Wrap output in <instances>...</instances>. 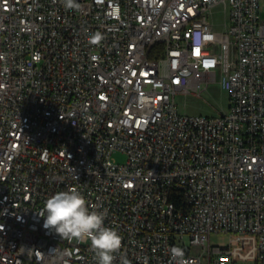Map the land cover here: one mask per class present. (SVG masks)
<instances>
[{
    "label": "built area",
    "instance_id": "obj_1",
    "mask_svg": "<svg viewBox=\"0 0 264 264\" xmlns=\"http://www.w3.org/2000/svg\"><path fill=\"white\" fill-rule=\"evenodd\" d=\"M76 2L0 0V264H97L38 214L69 187L122 237L113 264H237L212 233L255 235L264 264V0ZM212 80L227 112L178 111Z\"/></svg>",
    "mask_w": 264,
    "mask_h": 264
},
{
    "label": "clouds",
    "instance_id": "obj_2",
    "mask_svg": "<svg viewBox=\"0 0 264 264\" xmlns=\"http://www.w3.org/2000/svg\"><path fill=\"white\" fill-rule=\"evenodd\" d=\"M61 3L66 10L80 7L76 0H61ZM103 39L102 34L97 32L91 36L90 42L100 44ZM38 214L44 218L43 227L54 231L62 240L90 242L97 264H113L115 254L121 250L122 237L114 228L105 226L106 211H99L94 205L90 208L76 187L48 197ZM50 251L57 252V249ZM169 252L174 264H195V261L185 258L181 247L173 246ZM58 255L63 264H69L65 258H70L73 253L65 248Z\"/></svg>",
    "mask_w": 264,
    "mask_h": 264
},
{
    "label": "rangeland",
    "instance_id": "obj_3",
    "mask_svg": "<svg viewBox=\"0 0 264 264\" xmlns=\"http://www.w3.org/2000/svg\"><path fill=\"white\" fill-rule=\"evenodd\" d=\"M212 20L215 29L221 30L225 21L223 3L213 7ZM177 109L180 113L190 115H216L229 109V92L218 80L210 81L207 88L200 94L191 92L187 95L177 94L175 97ZM117 162H125L126 155L116 152L113 156ZM211 245L226 246L232 244L233 256L237 257V264H253L256 236L244 233H212L209 238Z\"/></svg>",
    "mask_w": 264,
    "mask_h": 264
},
{
    "label": "bare ground",
    "instance_id": "obj_4",
    "mask_svg": "<svg viewBox=\"0 0 264 264\" xmlns=\"http://www.w3.org/2000/svg\"><path fill=\"white\" fill-rule=\"evenodd\" d=\"M164 203H167V205H174V190H166V192H164Z\"/></svg>",
    "mask_w": 264,
    "mask_h": 264
}]
</instances>
